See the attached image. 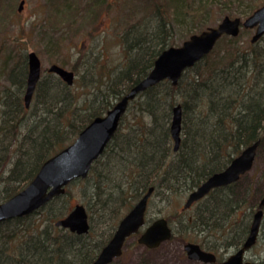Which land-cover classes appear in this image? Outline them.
Instances as JSON below:
<instances>
[{
    "label": "trees",
    "instance_id": "16d2710c",
    "mask_svg": "<svg viewBox=\"0 0 264 264\" xmlns=\"http://www.w3.org/2000/svg\"><path fill=\"white\" fill-rule=\"evenodd\" d=\"M170 1L173 10L163 14L158 6L152 16L139 18L125 28L121 34L124 65L114 76L108 71H104L108 78L103 73L98 80L92 76L89 95L82 96L83 92L75 89L76 80L69 85L48 71L42 74L26 107L28 57L24 53L16 56L7 74L10 85L0 92V202L22 189L47 158L112 107L150 71L164 49L178 44L174 38L178 21L188 17L195 22L207 16L212 7L205 0L197 5L188 0ZM217 1L227 8L233 2ZM57 2L61 6L55 12L57 17L64 19L67 14L73 18V5L67 0ZM262 4L264 0L251 3L244 17ZM87 11L84 19L92 15V9ZM233 14L230 11L223 16ZM202 30L189 28L186 37ZM225 37L227 47L214 48L187 69L177 85L164 80L130 102L118 130L85 179L73 180L63 194L34 213L0 222V264H91L115 230L113 219L123 208L129 210L150 187L155 188L154 194L165 196H172L179 188L194 190L259 139L254 166L264 160V36L247 45L239 43L240 34ZM93 67L89 69L94 75L103 72ZM179 103L183 108L182 140L179 150L174 151L170 127L173 108ZM129 111L133 112L131 118ZM255 183L256 178L248 177L247 172L237 182L212 190L195 204L194 215L179 214L173 222L172 239L179 235L187 241L181 234L207 231L226 246L238 248L264 199V189ZM79 184L89 214L95 212L100 222L112 223L105 239L93 225L85 234L55 225L71 210L69 198ZM259 193L261 201L254 204L252 200ZM206 248L216 247L209 244Z\"/></svg>",
    "mask_w": 264,
    "mask_h": 264
},
{
    "label": "rangeland",
    "instance_id": "374dc122",
    "mask_svg": "<svg viewBox=\"0 0 264 264\" xmlns=\"http://www.w3.org/2000/svg\"><path fill=\"white\" fill-rule=\"evenodd\" d=\"M21 1H24V4L22 10L19 11ZM57 1L59 0H0V92L10 85L7 74L17 60L16 56L35 51L41 59L43 74L48 73V68L52 64L73 70L76 74L75 89L83 92L82 96L89 95V90L93 89V85L89 84L92 76L98 80L100 73H103V76L108 78L106 74L109 76L112 72L113 75L124 65L126 57L122 48L121 34L125 28L139 18L152 16L158 6L163 14H166V10H173L170 0H67L71 6L73 5L71 7L75 11L73 18L70 19L67 14H64V19H59L55 12L61 6ZM188 1L190 4L197 5L200 0ZM209 1L212 7L207 16L195 22L187 17L185 21L176 23L174 38L178 44L173 46H179L189 38L190 35L186 37L189 28L207 29L216 26L224 17L223 15L230 11L234 13L231 17L239 16L244 19V13L251 3L252 5L260 3V0H233L232 6L227 8L217 0H205L204 2ZM95 4L98 5L94 7ZM91 9L92 15L84 19L87 10ZM183 12L186 13V11ZM243 30L245 29L240 32L239 43L246 45L252 43L254 29L249 28L242 32ZM226 39L223 35L214 48L218 46L226 48L229 43ZM91 66H95L93 68L96 71L103 72L98 71L99 74L94 75L95 72L92 73L93 71L89 69ZM132 113L129 111L128 118L132 117ZM263 173L264 160L248 172V177L256 178L255 184L260 185L261 190L264 189V178H261ZM80 187L79 184L70 195V208L76 203H85ZM179 189L172 196L154 194L151 197L148 209L149 220L166 217L173 224L181 213L184 214L183 217L194 215L195 205L183 210L187 196L192 190ZM259 195L260 193L252 200L254 204L261 201ZM136 202L137 200L133 204ZM122 210L121 215L113 219L115 225L121 218L120 216L128 211L125 208ZM89 215L92 217L90 224L94 226L100 237L105 236L104 239L108 237L109 226L112 223L110 221L100 222L101 219L99 220L95 212H90ZM207 234V231L198 233L191 230L186 235H181L186 236L187 241L200 243L204 247L209 244L215 245V250L221 259L228 257L236 250L234 246H226L223 240ZM178 236L164 241L157 248H147L138 244L135 238H131L126 243L122 256L112 264H205L188 258L184 249L187 241L180 240ZM246 258L258 264H264V216L258 241L247 253Z\"/></svg>",
    "mask_w": 264,
    "mask_h": 264
},
{
    "label": "water",
    "instance_id": "95a60500",
    "mask_svg": "<svg viewBox=\"0 0 264 264\" xmlns=\"http://www.w3.org/2000/svg\"><path fill=\"white\" fill-rule=\"evenodd\" d=\"M23 4L24 1H21L19 11L22 10ZM244 28L254 29L252 43L264 36V4L244 19L239 16L226 15L216 26L191 34L179 46L164 49L154 61L150 71L133 84L105 114L93 118L71 143L47 158L35 176L22 189L0 202V222L34 213L55 196L63 194L70 182L86 178L92 165L103 154L118 130L132 100L146 89L164 80H170L173 85H177L183 73L208 55L223 35L238 36ZM27 57L28 75L24 102L25 106L29 107L42 76V62L35 51L28 52ZM48 71L56 73L69 85L74 83L75 72L73 70L52 64ZM182 126L183 108L179 103L173 108L170 127L174 151H178L181 144ZM260 144L259 139L244 147L224 169L207 177L189 193L183 209L189 208L212 190L237 182L242 175L249 172L254 166ZM153 190L154 187H150L147 193L119 220L112 237L91 264H111L115 258L122 255L127 238L138 234L143 227L145 228L148 200ZM263 205L264 199L254 214L244 243L227 259L217 261V255L214 252L202 248L196 242H187L184 245L189 258L213 264H258L256 261L246 260V254L258 241L264 215ZM55 225L77 234L88 233L90 221L86 206L82 203L75 204L64 217L56 220ZM172 235L173 230L168 219L158 217L146 226L138 241L149 248H155L169 240Z\"/></svg>",
    "mask_w": 264,
    "mask_h": 264
},
{
    "label": "flooded vegetation",
    "instance_id": "af4514ba",
    "mask_svg": "<svg viewBox=\"0 0 264 264\" xmlns=\"http://www.w3.org/2000/svg\"><path fill=\"white\" fill-rule=\"evenodd\" d=\"M148 190H149V189H148ZM148 190H147V191H148ZM154 191H155V188H154V190H153V192H152V194H151V196H150V198H149V200H148V208H147V212H146V224H145V228H146L147 225L151 224V223L155 220V219H154V220L151 221V220H149V217H148L149 202H150L151 197L154 195ZM146 193H147V192H146ZM146 193H145V194H146ZM143 196H144V195H143ZM206 196H207V195H206ZM206 196H205V197H206ZM205 197H204V198H205ZM202 199H203V198H202ZM137 201H138V200H137ZM199 201H200V200H199ZM197 202H198V201H196L195 203H193V204H192L189 208H187V209H190V208H191L192 206H194ZM187 209H183V210H187ZM253 217H254V216H253ZM156 219H157V218H156ZM167 219H168V218H167ZM168 221H169V220H168ZM169 223H170V225H171V227H172L173 235H174L173 224H172L170 221H169ZM145 228L143 227V228L140 230V232H139L138 234H134V235L130 236L129 238H127V240H126V242H125V244H124V247H123V252H124V248H125L126 243H127L128 240L131 239V238H135L136 242H137L138 244H140L139 241H138V238H139V236L143 233V231L145 230ZM173 235H172V237H173ZM111 237H112V236H111ZM172 237H171L170 239H172ZM170 239H169V240H170ZM108 241H109V240H108ZM244 241H245V240H244ZM187 242H192V241H187ZM187 242H186V243H187ZM162 243H163V242H162ZM162 243H161V244H162ZM243 243H244V242H243ZM199 244H200V243H199ZM141 245H143V244H141ZM200 245H201L202 248H204V249H206V250H208V251H212V252H214V253L217 255V261H223V260L227 259V258L232 254V253H231L228 257H226V258H224V259H223V258L221 259L220 256H219V254H218V252H216V250L208 249V248L204 247L202 244H200ZM144 246H145V245H144ZM240 246H241V245H240ZM240 246H239V247H240ZM146 247H147V246H146ZM239 247H238V248H239ZM253 247H254V246H253ZM253 247H252V248H253ZM147 248H149V247H147ZM155 248H157V247H155ZM238 248H236V250H237ZM252 248H251V249H252ZM251 249H250V250H251ZM250 250H249V251H250ZM249 251H248V252H249ZM185 252H186V251H185ZM248 252H247V253H248ZM122 254H123V253H122ZM186 254H187V253H186ZM246 255H247V254H246ZM121 256H122V255H121ZM187 256H188V255H187ZM188 258H189V256H188ZM189 259H191V258H189ZM191 260H194V259H191ZM246 260H247V258H246ZM196 261L203 262V261H200V260H196ZM204 263L207 264L206 262H204ZM209 264H213V263H209Z\"/></svg>",
    "mask_w": 264,
    "mask_h": 264
}]
</instances>
